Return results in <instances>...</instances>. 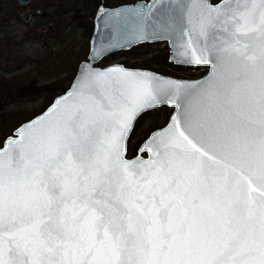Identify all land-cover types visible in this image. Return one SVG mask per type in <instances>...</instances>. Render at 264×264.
Returning a JSON list of instances; mask_svg holds the SVG:
<instances>
[{
	"label": "snow or ice",
	"instance_id": "6c2138e0",
	"mask_svg": "<svg viewBox=\"0 0 264 264\" xmlns=\"http://www.w3.org/2000/svg\"><path fill=\"white\" fill-rule=\"evenodd\" d=\"M137 23L178 24L199 45L177 48L189 62L208 63L210 49L229 57L246 112L219 140L174 117L140 149L147 160H128L131 121L178 86L82 71L69 111L0 148V264H264V0H153Z\"/></svg>",
	"mask_w": 264,
	"mask_h": 264
},
{
	"label": "water",
	"instance_id": "95a60500",
	"mask_svg": "<svg viewBox=\"0 0 264 264\" xmlns=\"http://www.w3.org/2000/svg\"><path fill=\"white\" fill-rule=\"evenodd\" d=\"M31 2L32 0H18V4L22 7L28 6ZM152 2L153 0H135L117 6L100 5L94 18L88 57L86 60L80 62L70 87L65 92L56 96L44 111L20 124L13 134L4 140L0 148H5V142L8 138L17 137L18 129H24L23 135L27 138L29 135L35 133L37 128L56 122L64 113L69 111L77 100L74 94L76 91L74 85L77 83L82 71L105 73L107 85H111L113 81L122 80V74L127 72L147 74L159 81H172L178 86L174 95L170 97V100L173 102L158 103L152 107L145 108L131 121L130 128L125 133L122 142L123 155L128 160L135 157L147 160L151 156V151H140V149L145 147V145L151 147L152 138L158 134L162 135L164 130L169 129L170 125L175 122L173 120L174 117L181 122V126L183 125L185 116L192 118L197 127L203 128L217 140L222 138L226 133L231 132L238 116L247 110V105L243 103V98L247 95L248 88L246 82L239 78L241 69L229 57L224 56L220 58L211 49L206 55L208 63H196L194 60L189 62V58L187 57H177V48L183 50L189 44L199 46L194 40L189 38L187 32L185 35H181L178 24L168 31H160L148 25H145L141 30L137 23L138 13L142 6L149 5ZM165 2L167 3L169 0H165ZM176 2L183 5L188 0H176ZM219 2L220 0L218 2L203 0V3L209 6L218 4ZM193 7H200V5L196 4ZM160 11L161 9L158 7L154 10V14L158 15ZM181 12L182 9H178L174 14L179 18ZM22 18L25 21H29L31 13L26 11ZM165 41L168 42L170 48V62L184 66L206 67L208 68L207 73L198 78L186 79L165 75L151 69L129 67L123 63H112L107 66L97 65L108 55L131 50L133 47L142 44H155ZM117 68L122 71H110ZM166 87L172 86L166 85ZM163 106L173 108L168 122L164 126L154 129L149 134L139 146L137 154L128 156V143L137 120L143 114ZM256 127L258 131V117L256 118ZM216 169L223 172V164L217 165Z\"/></svg>",
	"mask_w": 264,
	"mask_h": 264
},
{
	"label": "rangeland",
	"instance_id": "374dc122",
	"mask_svg": "<svg viewBox=\"0 0 264 264\" xmlns=\"http://www.w3.org/2000/svg\"><path fill=\"white\" fill-rule=\"evenodd\" d=\"M15 5L19 6L17 0H0V112L37 113L46 104V95L33 93L17 98L16 94L24 85H43L73 75L81 60L87 59L92 32L76 15L85 8L83 0H32L28 6H19L17 13L13 12ZM26 11L31 13L29 21L22 18ZM168 53L167 41L142 44L108 55L97 65H163V74L186 79L201 77L208 71L170 61L167 65L164 55ZM172 112L173 108L163 106L143 114L131 134L127 155H135L137 144L152 130L164 126Z\"/></svg>",
	"mask_w": 264,
	"mask_h": 264
},
{
	"label": "trees",
	"instance_id": "16d2710c",
	"mask_svg": "<svg viewBox=\"0 0 264 264\" xmlns=\"http://www.w3.org/2000/svg\"><path fill=\"white\" fill-rule=\"evenodd\" d=\"M129 1H132V0H83V4H84L85 8L83 10H81L80 13L78 12L76 15L80 18V22L85 27H87L91 32H93L95 13H96V11L100 5L104 4L106 6H117L121 3L129 2ZM213 1L217 2L219 0H213ZM15 6L16 7L14 8L13 12L17 13L19 6L18 5H15ZM143 45H145V44H143ZM86 55H88V54H86ZM169 55H170V53L164 55V56H166L167 65L168 64L170 65ZM157 60H156V62H160L159 60L158 61ZM162 66L163 65L149 67V66L141 65V63L132 65V67L147 68V69H151L154 71H158L160 73L166 71ZM76 72L69 77L60 78V79L54 80L53 82L45 83L43 85L35 84V85H24V86H22L23 90L16 94L17 98H24L26 96H30L33 93L44 94L47 97L46 104L37 113L36 112L28 113L27 111H20V110H14V111L1 110V112H0V124L2 126H0V133L1 132H3V133L0 135V146L3 144L4 140L9 135L13 134V131L20 124H22L23 122L33 118L37 114L41 113L43 110H45L49 106V104H51L53 102V100L55 99L56 96L65 92L70 87V85H71V83H72V81L76 75ZM1 79L2 78H0V80ZM150 133L147 134L146 138L149 136ZM143 141H141L137 144L138 148Z\"/></svg>",
	"mask_w": 264,
	"mask_h": 264
},
{
	"label": "bare ground",
	"instance_id": "6f19581e",
	"mask_svg": "<svg viewBox=\"0 0 264 264\" xmlns=\"http://www.w3.org/2000/svg\"><path fill=\"white\" fill-rule=\"evenodd\" d=\"M201 68V67H200ZM202 68H206V67H202Z\"/></svg>",
	"mask_w": 264,
	"mask_h": 264
},
{
	"label": "flooded vegetation",
	"instance_id": "af4514ba",
	"mask_svg": "<svg viewBox=\"0 0 264 264\" xmlns=\"http://www.w3.org/2000/svg\"><path fill=\"white\" fill-rule=\"evenodd\" d=\"M18 1V0H17ZM20 6V5H19Z\"/></svg>",
	"mask_w": 264,
	"mask_h": 264
}]
</instances>
